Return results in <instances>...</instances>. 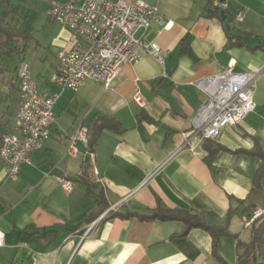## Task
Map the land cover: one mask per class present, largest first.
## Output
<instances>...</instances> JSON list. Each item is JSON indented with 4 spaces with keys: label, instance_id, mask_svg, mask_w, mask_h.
<instances>
[{
    "label": "crops",
    "instance_id": "1",
    "mask_svg": "<svg viewBox=\"0 0 264 264\" xmlns=\"http://www.w3.org/2000/svg\"><path fill=\"white\" fill-rule=\"evenodd\" d=\"M147 1L157 5L162 24L152 22L134 37L165 50L163 65L143 54L121 68L110 88L85 80L78 91L63 92L50 136L30 154L31 164H22L17 177L9 179L0 160V264H219L210 235L195 228L179 236L177 222L105 221L107 214L84 236L95 221L88 219L101 208L80 181L65 191L61 176H85L103 192L107 206L124 200L120 214L182 208L223 225L228 211L235 210L229 232L249 241L239 203L244 208L251 201L259 165L244 152H264V75L255 84L254 112L207 144L208 150L219 149L210 162L204 141L189 137L191 120L205 101L189 83L221 73L230 61L234 73L264 66V0H228V30L220 19L206 16L208 0ZM27 31L28 42L19 40L23 52L13 69L6 61L0 64V140L15 123L19 63L28 65L39 94L59 92L52 78L57 53L70 46V33L50 20L35 34ZM229 34L240 44L232 46ZM98 117L114 119L119 132L102 131L91 155L79 144L78 153L69 156L68 138L82 126L91 134ZM217 254L236 264V239L220 238Z\"/></svg>",
    "mask_w": 264,
    "mask_h": 264
},
{
    "label": "built area",
    "instance_id": "2",
    "mask_svg": "<svg viewBox=\"0 0 264 264\" xmlns=\"http://www.w3.org/2000/svg\"><path fill=\"white\" fill-rule=\"evenodd\" d=\"M217 11H225L228 0H208ZM45 16L62 25L70 33V46L57 53V65L52 83L59 92L49 96L38 93L25 62L17 67L18 107L11 133L0 140V160L9 179L17 177L22 164H31L30 154L42 148L55 123L54 107L65 91H78L85 80H92L110 88L124 65H133L143 54L151 56L162 66L167 52L155 42L140 44L134 35L146 31L157 18V5L147 0H46ZM236 18L241 20L238 13ZM165 28V27H164ZM233 62L219 74L210 75L189 84L205 97L191 120L189 137L201 141L218 139L225 127L240 125L245 117L254 112V90L257 80L264 75V66L245 73H234ZM135 101L141 104L135 95ZM88 130L79 127L68 138L67 153L75 156L78 145L85 148ZM188 145V140L178 149ZM103 184L102 182H100ZM65 191L71 182L61 179ZM124 200L108 206L86 230L87 236L95 225L109 213L117 212ZM264 213L253 211L250 218H242L244 228L250 229L255 220ZM4 235L0 231V247Z\"/></svg>",
    "mask_w": 264,
    "mask_h": 264
},
{
    "label": "trees",
    "instance_id": "3",
    "mask_svg": "<svg viewBox=\"0 0 264 264\" xmlns=\"http://www.w3.org/2000/svg\"><path fill=\"white\" fill-rule=\"evenodd\" d=\"M11 1L14 0H0V8L9 7ZM205 14L207 17L213 16L220 19L219 11L213 9L209 1ZM28 38V31L26 29L22 31L18 26V18H16L15 13L11 15L10 11L4 10L0 15V64L13 55H20L23 52V49L19 47L18 42L19 40H23L27 43ZM229 40L232 46H237L240 44L239 39L233 37L231 34H229ZM1 74H3V69L0 68V75ZM104 130L119 132L120 125L112 118L98 117L95 121L93 132L91 134L88 132L86 151L89 155L92 154L93 147L98 139V136ZM208 143H210V141H204V147L206 151H208L207 161L210 162L213 159L214 154L219 149L208 150ZM244 153L256 157L259 160V165L253 176L251 189L249 192L251 201L244 208L242 204L239 203V207H242V218H250L253 211L258 209L257 205L264 202V152L260 151L258 148H255L252 151ZM61 178L66 179L71 183H73V181L82 182L86 186L88 192L96 197L97 204L101 208L100 213L107 210L108 206L105 203L103 192L98 190V188L88 178L83 175L73 180L67 176H61ZM234 212L235 210L228 211L226 214L225 223L223 225L209 223L203 217V215L191 212L187 209H166L161 206H158L153 210H146L143 214H120L118 212H109L108 218L105 221L116 218L127 219L135 217L141 222H177L182 225V231L179 236H184L190 230L195 228L203 229L211 237L212 254L217 259L219 264L226 263L221 260L217 254L218 242L222 237L232 236L236 239V264H264V213L252 224L250 228L249 241L247 243H243L238 239L237 235H231L228 229L229 222ZM100 213H93L87 222L91 223L92 221L96 220Z\"/></svg>",
    "mask_w": 264,
    "mask_h": 264
},
{
    "label": "rangeland",
    "instance_id": "4",
    "mask_svg": "<svg viewBox=\"0 0 264 264\" xmlns=\"http://www.w3.org/2000/svg\"><path fill=\"white\" fill-rule=\"evenodd\" d=\"M9 7L0 8V15L4 10L10 11V14L15 13L18 18V26L20 29L29 30L35 34L44 25L48 24V20L45 16V10L47 7L45 0H14L11 1ZM6 61V67L13 69V65L16 63V55L9 57ZM258 209L264 208V202L257 205Z\"/></svg>",
    "mask_w": 264,
    "mask_h": 264
},
{
    "label": "water",
    "instance_id": "5",
    "mask_svg": "<svg viewBox=\"0 0 264 264\" xmlns=\"http://www.w3.org/2000/svg\"><path fill=\"white\" fill-rule=\"evenodd\" d=\"M219 18L224 23L225 28L227 30L230 29V20L228 19L225 11H219Z\"/></svg>",
    "mask_w": 264,
    "mask_h": 264
}]
</instances>
